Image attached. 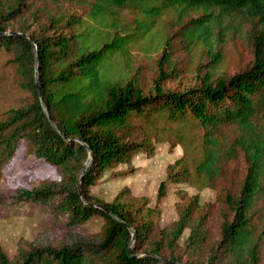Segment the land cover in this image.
<instances>
[{"label": "trees", "instance_id": "16d2710c", "mask_svg": "<svg viewBox=\"0 0 264 264\" xmlns=\"http://www.w3.org/2000/svg\"><path fill=\"white\" fill-rule=\"evenodd\" d=\"M88 1L0 0V56H12L21 86L29 93L26 101L0 119V175L19 154L28 157L31 165L49 164L60 174L59 180L1 191L0 204H45L70 226L101 217L103 235L95 242L32 246L14 260L0 249V264H264V0H94L84 18L59 7L64 2ZM49 2L58 4L57 8H48ZM126 6L140 13L135 29L119 22V10ZM170 9L198 13L183 26L193 43L206 42L217 25L216 36H223L222 21H229L227 17L241 20L251 63L232 75H215L219 59L215 52L211 66L197 74L193 86L164 90L159 83L166 75L164 66L171 62L166 39L152 92L144 93L133 76L115 75V55H128L132 44ZM14 22L18 27L8 29ZM135 120L150 124L151 134L160 122L199 123L203 156L196 171L210 182L221 178L230 162L243 159L245 173L237 190L223 192L228 215L212 245L207 243L205 215L194 218L200 207L197 195L156 239L152 238L153 221L137 216L141 207H135L128 188L111 201L91 195L89 187L105 173L151 146L149 133ZM225 127H235L236 134L223 140ZM188 174L182 158L168 166L167 177L172 181H184ZM165 188L162 182L159 196ZM186 229L189 232L179 250ZM184 253L188 257L182 262Z\"/></svg>", "mask_w": 264, "mask_h": 264}, {"label": "rangeland", "instance_id": "374dc122", "mask_svg": "<svg viewBox=\"0 0 264 264\" xmlns=\"http://www.w3.org/2000/svg\"><path fill=\"white\" fill-rule=\"evenodd\" d=\"M94 0L86 4L62 3L60 8L75 11L82 18L89 13ZM58 4L48 3L51 10ZM201 13V11L199 12ZM198 15L196 12H181L170 9L153 22L145 37L132 44L128 55H115L114 74L133 76L141 84L144 93L152 92L155 79L159 74L158 58L168 39L166 51L170 64L164 66L166 75L159 85L164 90L182 91L195 84L198 73H204L212 64L213 53H219L215 63V75H232L252 61L251 48L242 37V21L227 17L222 21L225 25L223 36L219 26H215L211 37L206 41L193 43V38L183 26ZM119 22L135 29L140 13L131 6L119 10ZM12 23L8 29L16 28ZM244 29V28H243ZM106 30V29H104ZM10 31V30H8ZM209 43L211 46L209 47ZM9 54L0 56V119L4 118L8 109L17 107L27 100L29 93L21 86V75L17 65L11 62ZM140 126L147 131L151 125L141 122ZM155 134L148 136L152 144L145 150L136 153L127 164H121L104 174L93 186L89 187L91 195L103 201H111L122 189L130 190L135 207H141L139 218L153 221L152 238L159 237L163 229H170L179 217L182 208L197 195L200 207L194 218L205 215L207 243L212 245L220 236V224L228 209L223 202L226 189L236 191L245 173V163L241 157L230 162L223 176L215 182L196 171V166L203 156V129L199 123H166L155 124ZM236 134L235 127L221 130V139L232 138ZM182 158L188 169V177L184 181L175 182L167 177L168 166ZM56 167L41 163L31 165L24 154L13 157L2 169L0 175V192L20 186L29 187L45 180H59ZM162 182L166 188L159 196L158 189ZM148 213V215H146ZM142 216V217H141ZM105 228L104 219L94 217L89 221L70 226L66 218L55 215L48 205L33 202H14L0 204V249L9 257L17 259L30 247L61 246L74 241H98ZM186 229L179 240V250H183V241L188 235ZM134 243L131 241V246ZM207 250L202 254L205 258ZM143 255V253H139ZM186 253L182 262L187 259ZM261 259L264 263V244L261 248Z\"/></svg>", "mask_w": 264, "mask_h": 264}, {"label": "water", "instance_id": "95a60500", "mask_svg": "<svg viewBox=\"0 0 264 264\" xmlns=\"http://www.w3.org/2000/svg\"><path fill=\"white\" fill-rule=\"evenodd\" d=\"M25 36L29 37L27 34H25ZM35 83H36V87H37V89H38V95H39L40 100H41V93H40V91H39V86H38V83H37V77H35ZM41 105L43 106L44 109H46V108H45V105H44V102H43L42 100H41ZM87 149H88V152H89V158L91 159V157H92V153H91L89 147H87ZM88 164H89V163H87V164L84 166L83 171H82V173H81V175H80V178H79L80 181H79V185H78V189H79V191H80V183H81V181H82L83 175H84V173H85V170H86ZM109 214H110V213H109ZM110 215H111V214H110ZM111 216H112V215H111ZM134 235H135V233L132 231V239H131V241H133V239H134ZM130 243H131V242H130Z\"/></svg>", "mask_w": 264, "mask_h": 264}]
</instances>
